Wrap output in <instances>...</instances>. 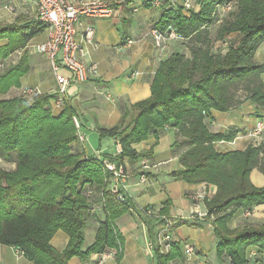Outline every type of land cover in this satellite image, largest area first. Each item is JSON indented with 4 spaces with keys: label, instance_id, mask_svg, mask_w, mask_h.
Instances as JSON below:
<instances>
[{
    "label": "trees",
    "instance_id": "1",
    "mask_svg": "<svg viewBox=\"0 0 264 264\" xmlns=\"http://www.w3.org/2000/svg\"><path fill=\"white\" fill-rule=\"evenodd\" d=\"M191 1L188 14L183 2L181 6L172 2L156 27L162 32L173 29L188 43L190 58L175 53L163 61L151 97L134 105L114 128L99 129L100 139L111 138L123 147L121 155L105 158L123 166L126 160L141 161L143 156L132 146L158 129L174 128L179 137L175 146L184 150L180 157L184 170L173 178L217 187L206 207L216 215L218 253L232 264L253 260L264 264V224L239 231L227 226L236 211L252 214L255 207L264 205V187H256L250 179L255 169L264 175V144L250 145L244 152L220 153L215 143L232 140L234 135L213 134L208 126L213 111L226 112L248 100L264 107L260 79L264 64L255 61L264 42V0ZM224 4H231L232 10L222 17L214 15L216 7ZM44 29L36 19L24 25H0L1 163L15 156L14 169H0V245L16 248L33 264H67L107 249L115 250L119 260L122 239L114 222L133 205L109 191L112 175L100 159L81 149L74 122L78 115L71 100L67 99L61 113L52 114L48 110L52 94L33 101L6 97L12 89L21 88L30 67L27 57L18 65L5 61L25 50ZM235 33L239 34L236 43L231 38ZM241 92L245 97L238 96ZM95 204H102L106 220L94 244L84 251ZM144 220L156 241L155 230L164 223L155 217ZM59 230L69 237L62 253L50 244ZM154 255L156 264H170L180 255L179 247L174 244L167 255L157 247Z\"/></svg>",
    "mask_w": 264,
    "mask_h": 264
},
{
    "label": "crops",
    "instance_id": "2",
    "mask_svg": "<svg viewBox=\"0 0 264 264\" xmlns=\"http://www.w3.org/2000/svg\"><path fill=\"white\" fill-rule=\"evenodd\" d=\"M106 1L112 3V17L94 19L82 16L77 25V40L88 51L87 63L98 66V74L92 75L88 82L72 89L68 97L76 109L82 132L88 139L86 144L79 143L81 149L87 155L98 154L102 162L108 160L105 156L115 154V143L111 138L100 139L99 129L114 128L134 105L151 97L152 84L163 61L175 53L183 54L187 58L191 56L186 41L172 40L163 48H157L152 39L151 31L156 29L163 11L172 7V0ZM155 1H159L160 5H154ZM183 1L178 0V5L181 6ZM8 3L9 0H0V21L24 25L35 20L36 0H15L13 5L16 14L11 13L13 15L5 8ZM87 28L94 31L91 43L85 41ZM46 38L47 31L44 29L29 44L36 41L41 43ZM231 38L236 43L239 34H232ZM128 41L132 43L129 45ZM29 52L20 49L12 53L5 61L6 65H18ZM38 56L44 59V65L29 63L30 71L21 79V88L12 89L6 97H22V89L26 86L40 88L42 95L52 94L58 88L49 61L41 55ZM255 61L264 64V42L255 54ZM260 79L264 84V74ZM30 80L33 85H28ZM27 100L33 101L34 98ZM258 123H264V107L249 100L226 112L213 111L208 119L211 133L234 135L232 140L215 143V149L220 153L244 152L250 145H261L264 142V133L258 139L252 135ZM178 139L174 128H162L132 146L143 156L141 161L153 165L154 169L146 183H141V161H125L124 167L128 175L127 199L133 208L114 222L115 231L122 239L121 258L117 259L115 250L107 249L103 254H92L86 259L73 258L67 264H156L155 248L158 247L164 255L169 254L172 249L167 250L159 244L165 226L162 217L170 218L173 222L170 234L174 244L179 247L180 255L170 264H232L226 255L218 253L220 239L212 223L180 219L199 211L204 212L206 203L216 196L217 187L205 183L189 184L173 178L174 173L184 170L180 162L184 150L175 146ZM250 179L256 187H264V175L259 170H253ZM199 196L201 200L196 198ZM142 208L152 209L164 223V226L155 230L156 241L150 238L149 228L144 220L148 216L140 211ZM93 212L85 234L84 251L94 244L100 225L106 220L102 204H95ZM258 220L264 224V205L254 208L251 215H247L242 209L236 211L227 226L230 230H236L239 225ZM68 242V235L59 230L50 244L62 253ZM149 243L153 244V251L148 249ZM184 245L194 247L193 255L185 253ZM0 262L33 264L16 248L4 245H0ZM250 264L257 263L253 260Z\"/></svg>",
    "mask_w": 264,
    "mask_h": 264
},
{
    "label": "built area",
    "instance_id": "3",
    "mask_svg": "<svg viewBox=\"0 0 264 264\" xmlns=\"http://www.w3.org/2000/svg\"><path fill=\"white\" fill-rule=\"evenodd\" d=\"M37 12L35 19L43 24L47 31V38L36 44H29L26 49L30 52H36V54L46 58L51 66L52 74L58 85V88L52 93V99L48 106V110L52 114L61 113L66 106V101L70 97V91L77 88L89 81L92 75L98 74V66L96 64H88L86 58L88 51L84 45L77 40V25L79 19L82 16L104 19L110 18L113 15L112 3L106 0H36ZM178 0H172L173 3ZM15 0H9L6 5V10L9 13H14ZM156 6L160 5L159 1L153 3ZM184 12H188L192 9V1H183ZM232 10L231 4H224L217 6L214 15L223 16ZM94 31L92 28H87L85 41L91 43ZM152 39L157 48H163L168 41L180 40V36L173 30L169 29L168 32H162L159 29H153L151 31ZM132 42L128 41L130 45ZM0 68H3V64L0 63ZM39 95H42V91L38 87L26 86L22 89V97L25 99H33ZM74 122L77 128V141L81 144H86L88 139L82 132V126L78 117H74ZM264 133V123H258L253 130V135H262ZM115 154L113 156H119L123 152L122 144L119 141H115ZM97 159H100L98 154H93ZM101 160V159H100ZM2 161L0 160V163ZM103 165L106 170L112 175L111 183L109 184V191L116 195L119 200L127 199L128 176L123 165H117L109 160H104ZM140 169L142 173L139 176L141 183H146L149 174L153 171L154 166L148 164L146 161L140 162ZM201 200V197H196ZM142 213L148 217H157L154 211L150 208L140 209ZM250 213L247 212V215ZM165 226L163 228L164 234L159 239V244L162 248L170 250L174 245V240L170 234V228L173 222L170 218L162 217ZM177 219V217H173ZM182 220H194L201 222H210L216 228V215L209 214L208 209L204 212H196L189 216L180 217ZM148 249L153 251L154 246L149 243ZM184 251L188 255H193L194 247L191 245H184ZM21 253L20 251H18ZM22 254V253H21ZM253 253L250 255V258ZM103 260V259H102Z\"/></svg>",
    "mask_w": 264,
    "mask_h": 264
},
{
    "label": "rangeland",
    "instance_id": "4",
    "mask_svg": "<svg viewBox=\"0 0 264 264\" xmlns=\"http://www.w3.org/2000/svg\"><path fill=\"white\" fill-rule=\"evenodd\" d=\"M234 8V7H233ZM15 13V12H14ZM16 14V13H15ZM14 14V15H15ZM10 15H13V14H11L10 13ZM17 15H18V13H17ZM19 16V15H18ZM18 16H16V18L18 17ZM22 17H26V16H24V15H21ZM29 17V16H28ZM10 22H8V21H5V20H1L0 21V25H8ZM44 41V40H43ZM42 41V42H43ZM4 42H2L1 44H3ZM36 43H38V41H36V42H33V44H36ZM26 52V51H25ZM27 58H28V61H29V63H31V64H36V65H38V66H43L44 65V59L43 58H40L39 56H38V54H36V52H29V55H27ZM8 63V62H7ZM28 85H33L32 84V82H31V80L28 82ZM19 94H20V92H18ZM238 96H240V97H245V94L244 93H239V95ZM253 135V134H252ZM253 137H255V139H258V135H253ZM88 142V141H87ZM262 144H264V142H262L261 143V145ZM257 146H260L259 144H257ZM13 161H11V162H8V163H0V169H4V170H12V169H14L15 168V156H14V158L12 159ZM127 174V173H126ZM128 176V175H127ZM262 206V205H261ZM256 208V207H255ZM251 215V214H250ZM260 225H263V221H260V220H258V221H250L249 223H244V224H242V225H239L238 226V228L236 229V230H232V231H239V230H241V229H243L244 227H246V226H260ZM242 226H244V227H242ZM216 228H217V226H216Z\"/></svg>",
    "mask_w": 264,
    "mask_h": 264
}]
</instances>
